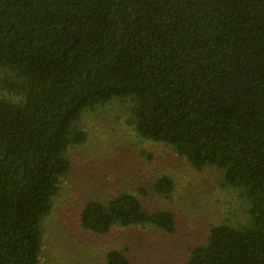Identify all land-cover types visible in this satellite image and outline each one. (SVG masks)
Masks as SVG:
<instances>
[{
	"label": "trees",
	"instance_id": "16d2710c",
	"mask_svg": "<svg viewBox=\"0 0 264 264\" xmlns=\"http://www.w3.org/2000/svg\"><path fill=\"white\" fill-rule=\"evenodd\" d=\"M113 98L140 138L249 200L251 225L211 226L186 264H264V0H0V264H41V221L86 140L75 123ZM142 189L87 201L81 228L174 233ZM150 189L168 197L172 179ZM105 264H130L126 248Z\"/></svg>",
	"mask_w": 264,
	"mask_h": 264
},
{
	"label": "rangeland",
	"instance_id": "374dc122",
	"mask_svg": "<svg viewBox=\"0 0 264 264\" xmlns=\"http://www.w3.org/2000/svg\"><path fill=\"white\" fill-rule=\"evenodd\" d=\"M130 104L129 98H113L75 123L86 140L68 152L69 169L41 221V264H105V254L120 248H126L130 264H186L189 249L205 241L211 226L251 225L250 203L241 190L225 186L216 168L196 170L170 147L140 138L126 123ZM161 175L173 182L168 197L150 189ZM142 188L149 191L138 194L145 209L174 214V233L134 226L97 235L81 228L79 212L87 201L106 203Z\"/></svg>",
	"mask_w": 264,
	"mask_h": 264
}]
</instances>
